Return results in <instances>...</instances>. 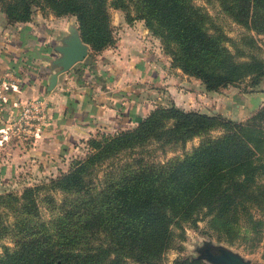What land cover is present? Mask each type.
Instances as JSON below:
<instances>
[{
    "label": "trees",
    "instance_id": "obj_1",
    "mask_svg": "<svg viewBox=\"0 0 264 264\" xmlns=\"http://www.w3.org/2000/svg\"><path fill=\"white\" fill-rule=\"evenodd\" d=\"M230 21L264 36V0H215ZM54 17L72 16L91 52L113 46L109 8L127 24L142 21L157 38L169 64L218 91L245 79L254 91L264 79V59L236 43L194 0H0L6 24L29 21L33 8ZM17 32H13L12 35ZM5 50L0 37V51ZM11 53L10 49H6ZM28 65L11 68L30 82ZM32 56V57H30ZM26 63V57L16 56ZM16 67V68H15ZM218 130L211 136L210 132ZM180 155L154 162L142 148L183 146ZM87 153L47 184L0 194V264H163L162 254L181 241L184 225L203 220L205 229L228 245L253 248L264 215V106L241 121L218 113L157 104L132 127L85 140ZM46 192L38 199V191ZM60 194L56 198L52 193ZM39 203L47 217L39 212ZM257 213V214H256ZM170 264H205L176 257Z\"/></svg>",
    "mask_w": 264,
    "mask_h": 264
},
{
    "label": "crops",
    "instance_id": "obj_2",
    "mask_svg": "<svg viewBox=\"0 0 264 264\" xmlns=\"http://www.w3.org/2000/svg\"><path fill=\"white\" fill-rule=\"evenodd\" d=\"M65 17H54L49 12L35 10L29 21L11 26L5 23L0 13V37L5 48L0 51V94L8 99L45 94L51 102L48 125L34 141L22 142L13 138L15 144H24V147H0V153L6 154L0 161V182L7 183V186H24L39 180L26 175V179L17 181V177L12 176L16 171H27L38 177L43 173H57L58 169L68 165L67 158L77 154L79 145H83L88 137L100 133L112 134L135 125L156 105H151L147 97H143L148 92H155L159 101L169 95L170 101L184 110L218 113L236 121L244 120L264 106L263 90L241 91L237 88L235 93L229 92V88L234 86L218 91L204 90L199 80L170 66L158 39L148 33L142 21L127 24L124 19L118 21L114 30L113 46L99 51L90 60L85 56L82 61L58 74L54 86L47 91V80L57 69L51 64L57 56L53 47L68 34L70 25L76 28L75 23H66ZM13 32L17 33L12 35ZM6 49H10L11 53ZM37 51L40 52L37 59H30L29 62L32 72L28 83L23 81L28 73L21 75L11 66L29 67L28 57ZM19 54L27 56L26 63L16 57ZM8 81L13 88L3 86L2 83ZM189 82L192 85L196 83L197 92L193 98L198 96L203 103H208V107L195 103L197 108H185L192 88L188 91L182 88L193 87ZM134 87L143 88L144 93L132 94ZM8 105L9 102L0 104V130L11 116ZM6 141L1 139L0 143L7 146ZM7 175L9 178H4Z\"/></svg>",
    "mask_w": 264,
    "mask_h": 264
},
{
    "label": "rangeland",
    "instance_id": "obj_3",
    "mask_svg": "<svg viewBox=\"0 0 264 264\" xmlns=\"http://www.w3.org/2000/svg\"><path fill=\"white\" fill-rule=\"evenodd\" d=\"M194 2L197 5L205 8V10L208 12L210 17L212 18L213 22L217 26H219L222 29V31H224L225 34L236 43L239 50H243L244 52L249 50V51L255 53L256 55H258L264 59V36L253 35L254 47L252 49H249V47H247L246 43L244 42L245 41L244 38L248 37V35L250 33L248 34L241 27L232 23L230 21V19L227 18L225 16V14H223L220 11V9L217 5V2L215 0H194ZM35 10H39V9L37 7H35V8H33V11H35ZM42 12H44V10ZM109 15H110V23L112 26L113 36H115L114 30H115V28H117L118 21L119 20L121 21L124 19V15H123L122 11L117 10V9H112V8H109ZM64 21L66 23L67 22L75 23V20L72 16L65 17ZM76 29H77V27H76ZM97 53L98 52H91L88 45H87V54H86L87 60L92 59L93 56ZM133 82H135V81H133ZM247 82H248L247 79L240 81L237 84L232 85L234 87H230L228 91L235 93L237 88L240 89L241 91H247V90H249V88L246 85ZM136 83H139V82H136ZM189 83H190V85L193 84L192 82H189ZM195 84L196 83H194V85H192L193 87H183L182 88L185 91L186 90L188 91L190 88H192L191 89L192 94L189 95L190 99L186 101L187 105L185 106V108H193V109L197 108L194 106L195 103H198V104L200 103V104L208 107L209 106L208 103H203L198 98V96L195 95V99L193 98V94L195 92H197V90L195 88ZM143 90L144 89L141 87H134L132 94L139 95L140 92L144 93ZM256 90H263L264 91V79L261 80L259 85L256 87ZM149 94H151V96ZM184 94H185V92H184ZM145 96L147 97L146 99L151 105L160 104L161 101L163 102L161 104H168L169 102H171L169 95H168V97H164V98L161 97V99H162L161 101H159L156 98L155 92H150V93L148 92L143 97H145ZM186 96L188 97V95H186ZM134 99L138 100V98H134ZM198 108H200V107H198ZM185 110H187V109H185ZM127 127L129 128L130 126H127ZM217 134H218V130H213L212 132H210L211 136H215ZM13 141H15V140L14 139L7 140L6 141L7 146H4L5 144L0 143V147H11V146H12V148L24 147V144H18V143L15 144V142H13ZM83 142H84V144L79 145V147H78V153L75 155H71V157L67 158L68 159L67 160L68 165H65L61 170L58 169L57 173L50 174V175L48 173H45V174L43 173L42 175H39V177H38L35 174L27 173V171H16L17 173H15V175H12V176H14L13 178L17 177V181H22V180L26 179L27 178V177H25L26 175L28 176V178H38L39 179L38 181L37 180L31 181L29 184L24 185L26 187L27 186H33L36 184H38V185L47 184V181L49 178H54V177L58 176V174L60 172L66 171L71 160L80 159V158L85 156L88 149H87V146L85 145V140ZM197 142H198V139L194 138L192 140L187 141L183 146L165 145L162 148L159 147L158 144L151 143V144H148L147 146H144L142 148V150H141L142 151V157L145 159H148L150 161L162 162V161L166 160L167 158H171L173 156L180 155L183 152L189 151L191 149V147H193L197 144ZM1 152H3L2 149H1ZM5 157H6V154L0 153V161H2V159H4ZM9 158H11V156H9ZM36 166L37 165H35V167ZM35 167L32 166V168H35ZM4 178H9V175H7ZM25 181H27V180H25ZM0 183H1L0 184V194L5 193V192H13L15 194H19L21 189L24 187V186H21L19 184L13 185V186H11V185L7 186L6 185L7 183H5V182H0ZM45 192H46V190H39L38 194H37L38 199L41 198V196ZM52 194L56 198H58L60 196V194L57 192H53ZM39 212H40V215L42 217H47L48 211H47V209L45 210L44 206L41 205L40 203H39ZM260 216L263 220V223L260 227V240L251 249L248 248L246 245H244L243 242H237L235 244L228 245V244L224 243L223 241L218 240L213 234L209 233L205 229L204 221L200 220V221L196 222L195 226L184 225L183 239L181 241L174 240L172 242L170 248L167 249L162 254L161 262L163 264H170V262L176 257H188V258L198 257L205 264H211L205 258L201 257V254L203 253L202 249L206 248L212 253L215 251L216 247H225V248L231 250L232 252L237 253L243 259L248 260L249 264H264V215L260 214ZM2 245H6L8 247H11V245H12L11 239L7 236L0 238V254H1V246Z\"/></svg>",
    "mask_w": 264,
    "mask_h": 264
},
{
    "label": "built area",
    "instance_id": "obj_4",
    "mask_svg": "<svg viewBox=\"0 0 264 264\" xmlns=\"http://www.w3.org/2000/svg\"><path fill=\"white\" fill-rule=\"evenodd\" d=\"M8 82H3V86L13 88L11 81ZM5 102H9L11 116L0 130V140L16 138L22 142L34 141L48 125L51 102L45 94L11 99L0 94V104Z\"/></svg>",
    "mask_w": 264,
    "mask_h": 264
},
{
    "label": "water",
    "instance_id": "obj_5",
    "mask_svg": "<svg viewBox=\"0 0 264 264\" xmlns=\"http://www.w3.org/2000/svg\"><path fill=\"white\" fill-rule=\"evenodd\" d=\"M53 51L57 56L51 60V64L57 69L47 80V91L54 86L58 74L84 59L87 54V45L81 41L77 29L70 25L68 34L60 39L59 44L53 47ZM202 250L201 257L211 264H249L248 260L225 247H216L212 253L208 249Z\"/></svg>",
    "mask_w": 264,
    "mask_h": 264
},
{
    "label": "flooded vegetation",
    "instance_id": "obj_6",
    "mask_svg": "<svg viewBox=\"0 0 264 264\" xmlns=\"http://www.w3.org/2000/svg\"><path fill=\"white\" fill-rule=\"evenodd\" d=\"M206 249V248H205Z\"/></svg>",
    "mask_w": 264,
    "mask_h": 264
}]
</instances>
